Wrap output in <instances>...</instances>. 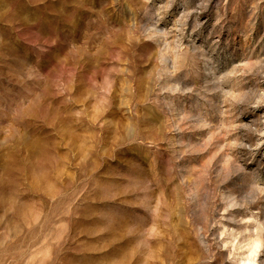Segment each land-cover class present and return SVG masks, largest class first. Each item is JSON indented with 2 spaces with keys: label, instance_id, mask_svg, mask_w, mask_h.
I'll list each match as a JSON object with an SVG mask.
<instances>
[{
  "label": "rangeland",
  "instance_id": "374dc122",
  "mask_svg": "<svg viewBox=\"0 0 264 264\" xmlns=\"http://www.w3.org/2000/svg\"><path fill=\"white\" fill-rule=\"evenodd\" d=\"M0 264H264V0H0Z\"/></svg>",
  "mask_w": 264,
  "mask_h": 264
}]
</instances>
